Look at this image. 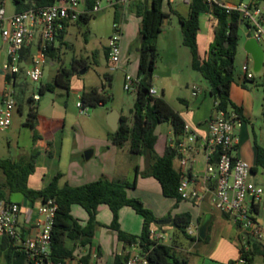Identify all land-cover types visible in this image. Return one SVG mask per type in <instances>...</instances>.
I'll use <instances>...</instances> for the list:
<instances>
[{"label":"trees","instance_id":"obj_1","mask_svg":"<svg viewBox=\"0 0 264 264\" xmlns=\"http://www.w3.org/2000/svg\"><path fill=\"white\" fill-rule=\"evenodd\" d=\"M169 0H149V4L140 3L136 6V12L141 17L139 36V60L137 77L140 79L137 89V98L132 110V119L121 115L120 125L113 133V143L122 148L129 141L130 152L136 156H144L147 168L141 173L143 177H153L161 185L163 195L166 198L175 199L177 203L183 201L178 188L181 175L173 167V161L178 155L176 148L167 147L163 156L156 152L158 137L156 129L160 124L170 123L175 136L180 139L185 133L186 122L183 117L163 97H155L150 94L153 87L152 78L155 71L157 59L156 42L159 35L164 31V19L170 14L163 10L164 2ZM55 0H17L18 12L30 8H39L52 5ZM264 2V0H258ZM87 8L91 9L94 0H86ZM142 4V5H141ZM217 20L214 41L211 43L207 56L203 57L198 44V35L201 31V17L203 14L211 13ZM120 11H114V20H119ZM92 15H82L76 22L88 23ZM179 22L183 34V44L188 47L192 56V69L199 72L208 82L210 93L218 102L216 109L228 114H236L240 120H244L243 110L235 105L230 97V91L234 82L236 71V55L240 41V28L242 19L238 12L228 14L219 7H210L205 0H192L189 5V16H179ZM65 31L59 36L63 39ZM56 47L47 51V58L61 61V55ZM26 51L24 55H28ZM85 60H73L71 67L63 64L60 66L54 84L41 85L39 92H54L56 88L70 91L71 79L80 73V68H85ZM106 78L109 75H105ZM110 78V77H109ZM17 76H6V81L16 87ZM112 78L108 80L111 83ZM82 103L86 108L97 107L106 104L109 96L101 92L99 88L92 87L84 89L81 95ZM30 111L26 127L34 130L38 123V112L35 107L37 101L30 98ZM22 110V106L19 107ZM38 154L23 155L18 161L0 158V171L5 181L0 183V200H10L12 194H21L34 205L37 201L42 203L54 200L57 205L56 217L52 230V254L51 261L55 264H69L68 260L75 257L76 251L86 250L80 258L81 264H89L92 259L91 246L100 223L97 220L98 209L101 205L110 208L113 221L109 226L118 234V239L127 245L139 242L144 250L149 251L151 264H188L178 254L173 245L156 244L151 238L153 228L162 230L158 226L156 215L147 208L144 202L135 197H130L128 190L136 188V180L133 183L122 181H111L100 178L97 181L74 187L69 184L60 186L62 174L59 173L52 182L41 190H35L28 186L29 177L35 172V164ZM259 167L264 168V148L257 146V164L253 168L255 172ZM139 169H136V178ZM81 206L88 213V221L82 224L80 220L72 215V207ZM124 207L132 208L138 215L142 216L143 230L139 236L124 232L120 225V211ZM226 218L229 215L224 214ZM171 225L180 231L186 238L193 241H208L199 236H190L187 229L193 222L192 214L189 212L176 215ZM249 242V241H248ZM250 243V242H249ZM251 244V243H250ZM251 251L246 256L249 263L253 264L254 256L264 254V246L253 242ZM240 247V251H241ZM127 256H117L116 264H126ZM236 262V261H235ZM232 262L231 264H235ZM0 264H30L24 253L6 238L0 239Z\"/></svg>","mask_w":264,"mask_h":264},{"label":"crops","instance_id":"obj_2","mask_svg":"<svg viewBox=\"0 0 264 264\" xmlns=\"http://www.w3.org/2000/svg\"><path fill=\"white\" fill-rule=\"evenodd\" d=\"M142 2L149 4V0H142ZM240 2H243V0H228L222 3L235 4ZM168 3L171 6L170 10L167 12L170 14V17L167 19V24L164 25V31L157 39V50H160L161 36H166L168 34L166 27L173 24L171 16L173 14L184 18L189 16V5L185 4L182 0H170ZM14 6L16 7L15 3ZM262 6L263 4L260 2L259 7L264 15V7ZM15 12H17V9ZM205 16V24H209L210 28L207 29L206 26L205 31H203L201 27V31L198 35L199 49L203 57L207 56L208 50L206 49H209L211 43L214 41L215 30L217 28V20L215 17L209 13L205 14ZM242 26L245 28L244 25H241V27ZM246 34L247 32L245 28V36ZM125 35L124 32L123 37ZM202 36L207 39L208 48L206 49H203L200 44ZM135 39L139 40L138 44L135 46L133 52L125 55V62L133 61L136 68L135 76H137L140 36L135 35L134 40ZM245 41L246 37L243 40V46ZM236 71L230 91V97L235 105L242 108L244 120L239 119L235 125L234 134L237 138V145L233 155L247 161L253 168H255L257 164V146L264 148V131H261L258 135L253 132L254 136L252 138L250 126L253 127L254 131V117L255 113L260 110V106L257 104L260 103V99L246 88L249 84L253 89L262 86L264 90V75L262 77V82H259L254 72L249 70L248 67V72L253 73V78L248 79L243 70L244 75H238V80H236ZM56 75L57 73L55 74L53 83L47 84H54ZM107 75L110 77H108L107 80L113 77L111 74ZM189 77L191 82L186 84V91L178 98L181 106L176 108L169 101L168 102L183 117L186 125H188L191 128V131L197 135V139L193 144L189 145L190 150L186 156L180 146L183 143L188 145L185 136L178 139L175 136L170 123L160 124L156 129V135L158 137L156 152L159 156H163L167 147L176 148L178 155L173 161L174 169L177 172L192 178L200 186L204 184L208 163H215L216 159L215 154L210 155L208 153L205 144L208 137V122L211 117L216 115V108L214 105L215 100L210 93L209 86H205L199 75L191 73ZM7 83L8 82L5 81L3 92L6 89ZM153 87L157 89L154 84ZM84 88L85 86H83L82 82L80 83L77 74L73 76L69 92L76 94L80 100ZM14 89L15 87L12 85L11 90L13 91ZM57 90L60 89L56 88L54 93H56ZM100 91L103 92L101 89ZM158 93L160 94L159 90ZM164 93V90H162L160 96ZM59 94L60 93H58V96ZM261 110L264 113V100L262 102ZM79 115H81L80 112ZM121 115L124 114L120 113V116ZM81 116H88V112L86 115ZM66 127L67 120L65 118L46 117L38 113V123L33 130V143L29 155L38 154L39 157L35 164L34 174L28 179V186L30 188L35 190L44 189L59 173L63 175L59 182L60 186L69 184L78 187L97 181L100 178L128 183H133L136 180V188L128 190L129 196L141 199L145 206L154 212L158 222L169 219V216L174 218L178 214L189 212L193 217L191 225L196 231H198L203 221L209 220L210 227L215 219H219V215H217L216 212H219V214H221L220 216H224L212 204L209 198L199 202L183 200L179 203H177L175 199L166 198L163 195L160 183L155 178L143 177L141 175V173L147 168L146 158L144 156H132L130 154L129 142L124 145V147L118 148L113 143V140H111L109 136L110 134L106 131H99L98 134L95 133L96 131H65ZM88 150H93V156L90 160H87L85 157V153ZM21 157H19V159ZM184 157L187 158L188 162L185 166H182L180 159ZM137 168L139 169V175L136 178ZM257 174L258 169L252 173L250 179L252 182L255 181ZM13 195L15 194L10 196V200L17 203L21 210L20 228L23 236H35L38 232L40 222L43 219L42 215L39 213V207L42 202L39 200L32 205L23 197V195L22 201L14 200ZM152 196L155 197L158 208L148 202V197L152 198ZM262 204H264V200ZM263 209L264 207L261 206V211H263ZM72 215L80 220L82 224H85L89 218L86 210L78 205L72 207ZM97 220L100 223V226L97 228L93 239L91 246L92 259L89 264H116V257L125 256L129 250V246L118 239L116 231L109 228L113 221V214L108 206L101 205L99 207ZM158 222L156 225L163 226L162 230L168 232L165 227L171 225V223L160 225ZM120 225L124 232L130 235L139 236L143 230V218L132 208L124 207L120 211ZM233 232L235 233L233 227H230L229 238L234 236ZM181 234L182 233L175 228L173 234V236L175 235V242L177 241L176 238H182L181 236L183 234ZM236 235L240 237L238 230L236 231ZM187 241H189V239L186 238L185 240L184 238V243H182L184 244L183 248L176 246V244H173V247L178 250V252L180 249L186 251ZM232 246L237 247L238 252L240 253L241 243L238 244L237 242H233ZM85 253L86 250L80 252L77 250L75 257L69 259L68 263L81 264L80 258ZM253 264H255L254 259ZM262 264H264V262Z\"/></svg>","mask_w":264,"mask_h":264},{"label":"built area","instance_id":"obj_3","mask_svg":"<svg viewBox=\"0 0 264 264\" xmlns=\"http://www.w3.org/2000/svg\"><path fill=\"white\" fill-rule=\"evenodd\" d=\"M17 0H0V39L1 46H7L6 61L1 62L3 48L0 46V76L15 77L25 72L32 82H40L44 74V67L48 63L47 51L56 47L59 36L66 30L69 23L76 22L82 15H93L106 8L123 12V20L113 23L107 49L109 60L118 70L122 61V38L125 12L133 0H94L93 7L87 8L86 0H55L52 5L30 8L21 12L8 14L9 2ZM170 1V0H169ZM190 5L192 0H182ZM210 9L219 7L228 14L238 12L246 32L251 33L262 46L264 42V15L259 7L258 0L249 3L235 4L222 3L218 0H205ZM209 14H212L209 13ZM213 15V14H212ZM120 21V22H119ZM36 49L37 53H33ZM29 51L28 55H24ZM243 70L248 79L253 78V73L248 72V63ZM140 79L126 73L124 89L132 91L139 88ZM12 83H7L6 89L0 94L2 108L0 109V130H5L11 125L16 101L12 98ZM150 94L158 97V90L151 88ZM34 100L39 101L40 95H34ZM215 108L218 102L215 101ZM81 115H86L88 109L82 103H77ZM236 114L226 115L216 109V115L208 122V137L206 149L210 155L215 154V163L209 162L206 167L204 184L198 185L192 178L180 173L181 180L178 193L186 201H204L209 198L212 204L223 214L229 215L237 225L238 234L242 237L241 251L235 264H251L246 256L250 253L253 242L264 246V209L261 211L264 200V188L252 182L253 167L245 160L237 158L233 152L237 145L234 134ZM185 136L188 145L181 144L183 153L187 156L191 144L197 135L186 125ZM187 158H181L182 166L187 164ZM57 205L54 200L41 203L39 213L43 219L38 232L33 237H24L20 228L21 210L17 203L0 200V238L8 239L16 249L25 254L30 264H55L51 261L52 230L56 217ZM190 236H199L198 231L192 227L187 229ZM151 238L156 244L171 245L173 236L168 232L153 228ZM251 243H249V242ZM126 253V264H151L149 251L143 249L140 243L130 244Z\"/></svg>","mask_w":264,"mask_h":264},{"label":"rangeland","instance_id":"obj_4","mask_svg":"<svg viewBox=\"0 0 264 264\" xmlns=\"http://www.w3.org/2000/svg\"><path fill=\"white\" fill-rule=\"evenodd\" d=\"M219 1L226 2L228 0ZM243 1L249 3L251 0ZM140 3H143L142 0H133L125 12L123 33L125 32L126 35L122 38L123 61L120 62V68L118 70L109 60L107 49L109 39L113 34V23L116 20H114V10L106 8L100 13L93 14L92 19L88 23L73 22L67 25L63 39H58L56 42V49H58L57 52L61 55V61L50 59L44 67V77L40 82H32L26 76L25 72L17 75L16 87L12 91V98L16 101L17 107L14 110L11 125L3 131L0 130V158L17 161L19 157L29 155L33 143V130L26 127L24 123L29 116L31 105L29 100L37 94L41 97V100L35 103L37 112L46 117L65 118L67 120L65 131H96V134L99 131H106L110 134L111 140H113L114 132L108 124L109 114L112 111H118L132 119V110L134 109L137 93L136 90L126 91L124 84L126 73L135 75L136 68L133 61L125 62V55L133 52L139 41L138 39L134 40V36H139L141 17L136 12V6H139ZM262 4V7H264V2ZM170 7L168 1L164 2L163 10L165 12H168ZM15 11L16 7L14 6V2H9L7 5L8 14H13ZM120 13L119 20L122 21L123 12L121 11ZM205 17V14L201 17L203 31H205L206 26L207 29L210 28L209 24H205ZM171 21L173 24L166 27L168 34L161 36L160 50H157L158 55L152 84L157 87L160 94L164 90L165 93L161 96L174 107L179 108L181 104L178 98L186 91V84L191 82L189 77L191 73L199 75L206 87L209 84L199 72L192 69L190 49L184 46L182 42L183 34L179 16L173 14ZM244 39L245 28L242 26L240 30V43L236 55V80H238V75H244L242 68L247 62L249 63V70L254 72L252 58L244 50ZM200 40L201 47L203 49L208 48L207 39L202 36ZM1 44L0 39V46ZM262 47L264 49L263 41ZM2 48L1 62L3 63L7 59L6 52L8 47L4 46ZM33 53H37L36 49H34ZM73 60H85L87 62V66L80 68V73L77 74L80 83L82 82L83 86H85L84 89L97 87L109 96L108 102L103 106L88 107V116L79 115L77 103L80 100L72 92H67L63 88H58L60 90H57L56 93L46 92L40 94L39 92L41 85L53 83L55 74L62 64L66 67H71ZM83 70L87 71L81 74ZM105 74H111L113 76L111 83H108ZM254 74L257 80L262 82L264 68L258 73L254 72ZM5 81L6 78L0 76V93L4 90ZM246 89L260 99V103H257L260 106V110L255 113L254 117V131L253 127L250 126L253 138V132L258 135L261 131H264V113L261 110L264 100V90L262 86L253 89L249 84ZM58 93H60L59 96ZM1 103L2 100L0 99V109L2 108ZM20 106H22V110H19ZM131 155L139 157L133 154ZM4 181L5 177L0 171V183ZM254 182L264 188V168H258V174ZM13 199L22 201L23 198L22 195L15 194L13 195ZM148 202L158 208L154 196L152 198L148 197ZM262 207H264V204H262ZM216 213L219 215V219H215L209 227L207 242L189 239L187 241L186 251L180 249L178 252L177 250L181 258L185 259L188 264H231L238 260V249L232 246V243H242L243 238L236 235L237 225L231 216L226 218L225 216H220L221 214L219 212ZM230 227H233L235 231V233L233 232L234 236L232 238H229ZM165 228L173 236L175 232L174 226L168 225ZM181 237V239L176 238L177 241L175 242L174 235L171 244H176V246L183 248L184 244L182 243H184L183 240L184 238L186 240V237L183 235ZM254 260L255 264H262L264 262V254L255 255Z\"/></svg>","mask_w":264,"mask_h":264},{"label":"water","instance_id":"obj_5","mask_svg":"<svg viewBox=\"0 0 264 264\" xmlns=\"http://www.w3.org/2000/svg\"><path fill=\"white\" fill-rule=\"evenodd\" d=\"M167 24V18L164 19V25ZM241 25H243V22H241ZM246 41L244 44V50L251 56L252 61H253V71L255 73H258L262 70L264 66V49L260 45V43L253 37H251V33L248 32L246 34ZM141 42V39H140ZM139 50V49H138ZM87 70L81 71V74L86 73ZM1 75L4 76V73L1 72ZM120 113L118 111H112L109 114L108 117V124L113 130V132H116L119 128L120 125ZM93 156V150H88L85 153V157L87 160H90ZM172 222L171 219H167L165 221L158 222L160 225L161 224H170ZM210 221L206 220L203 221L202 224L200 225L198 229V234L199 237L203 240L206 239L207 234H208V229H209Z\"/></svg>","mask_w":264,"mask_h":264}]
</instances>
